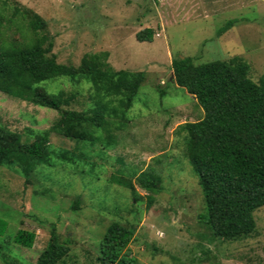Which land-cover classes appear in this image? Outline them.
I'll list each match as a JSON object with an SVG mask.
<instances>
[{
	"label": "rangeland",
	"instance_id": "rangeland-1",
	"mask_svg": "<svg viewBox=\"0 0 264 264\" xmlns=\"http://www.w3.org/2000/svg\"><path fill=\"white\" fill-rule=\"evenodd\" d=\"M12 1L48 23L59 64L77 67L86 54L108 52L116 71L141 72L145 80L121 121L126 127L116 133V146L83 147L51 134L54 150L87 155L96 173L57 166L33 174L28 183L11 170H0V220L7 225L0 234V264H35L54 227L70 249L60 264H100V242L113 222L134 227L128 250L139 264H264V207L254 213L257 232L251 238L210 239L200 219L205 206L198 178L185 156L184 137L177 135L180 126L201 120L205 111L170 82L176 56L194 58L197 64L240 56L251 65L255 82L264 78V0ZM230 20L235 24L220 35ZM147 28L154 30V40L139 42L137 34ZM2 31L9 41L22 39L14 26ZM48 88L82 93L65 109L80 111L89 101L85 83L75 86L64 79ZM58 117L57 111L0 93V126L24 143L33 142ZM152 168L162 177V191L148 209L147 192L137 177ZM113 175L131 179L137 199L130 190L111 185ZM19 230L36 234L32 248L14 242Z\"/></svg>",
	"mask_w": 264,
	"mask_h": 264
},
{
	"label": "trees",
	"instance_id": "trees-1",
	"mask_svg": "<svg viewBox=\"0 0 264 264\" xmlns=\"http://www.w3.org/2000/svg\"><path fill=\"white\" fill-rule=\"evenodd\" d=\"M234 24V20L228 21L220 35ZM7 25L18 29L21 41L4 38L2 30ZM47 27L48 23L32 10L12 0H0V93L59 113L54 124L29 143L0 126V170H11L28 183L33 174L57 166L96 173L87 155L54 150L51 134L83 147L116 146V133L126 127L121 121L127 119L145 80L141 72L116 71L108 62V52L86 54L77 67L59 64ZM154 34L147 28L136 37L139 42H152ZM250 72L251 65L240 56L202 64L191 57L176 56L172 61L174 79L170 82L185 89L205 111L201 120L180 126L177 135L184 137L185 156L198 178L205 206L200 219L212 240L251 238L257 232L254 213L264 207V78L257 83ZM64 79L75 86H90L89 101L82 110L65 109L78 101L80 91H49V83ZM109 183L130 190L134 198L138 196L127 177L113 175ZM161 184L162 177L153 168L137 177V185L147 192L148 209L162 191ZM77 207L75 202L73 210ZM6 226L0 220V234ZM134 235V227L111 223L100 242L98 262L139 264L128 250ZM50 236L35 264H60L69 255L70 249L60 241L55 227ZM35 239L34 232L19 230L14 242L30 249Z\"/></svg>",
	"mask_w": 264,
	"mask_h": 264
},
{
	"label": "water",
	"instance_id": "water-1",
	"mask_svg": "<svg viewBox=\"0 0 264 264\" xmlns=\"http://www.w3.org/2000/svg\"><path fill=\"white\" fill-rule=\"evenodd\" d=\"M174 79V75L172 74V78H171V81Z\"/></svg>",
	"mask_w": 264,
	"mask_h": 264
}]
</instances>
